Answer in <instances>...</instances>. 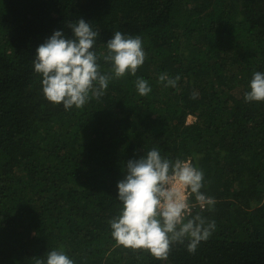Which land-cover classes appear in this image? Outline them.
<instances>
[{
	"label": "trees",
	"instance_id": "obj_1",
	"mask_svg": "<svg viewBox=\"0 0 264 264\" xmlns=\"http://www.w3.org/2000/svg\"><path fill=\"white\" fill-rule=\"evenodd\" d=\"M81 17L98 54L119 30L139 35L146 55L135 75L65 110L43 95L32 59ZM257 68L264 0H0V264H35L51 249L75 264H264V99H244ZM137 77L150 93L138 94ZM148 148L204 172L215 204L192 197V214L216 227L195 252L174 243L158 259L111 237L116 183Z\"/></svg>",
	"mask_w": 264,
	"mask_h": 264
},
{
	"label": "clouds",
	"instance_id": "obj_2",
	"mask_svg": "<svg viewBox=\"0 0 264 264\" xmlns=\"http://www.w3.org/2000/svg\"><path fill=\"white\" fill-rule=\"evenodd\" d=\"M71 36L55 29L36 48L32 59L33 70L41 76L43 95L53 103H62L65 110L82 107L90 95L100 97L113 78L126 73L135 75L144 63L145 51L139 35L119 30L103 41L105 49L98 54L94 48L99 33L84 18L69 22ZM108 65L102 71L100 59ZM165 86H175L178 77L167 73L158 77ZM135 87L139 95L150 93L151 86L137 77ZM245 100L264 99V68H257L244 92ZM123 177L116 183L118 214L109 221L111 237L120 245L147 249L158 259H165L174 243H185L195 252L200 242L215 230L214 220L199 213L195 206L211 208L213 197L201 189L204 172L188 160L170 159L161 155L159 148H148L142 155L127 160ZM35 264H75L63 250L51 249Z\"/></svg>",
	"mask_w": 264,
	"mask_h": 264
},
{
	"label": "rangeland",
	"instance_id": "obj_3",
	"mask_svg": "<svg viewBox=\"0 0 264 264\" xmlns=\"http://www.w3.org/2000/svg\"><path fill=\"white\" fill-rule=\"evenodd\" d=\"M192 120H194V118L191 116H188L187 122H191Z\"/></svg>",
	"mask_w": 264,
	"mask_h": 264
},
{
	"label": "built area",
	"instance_id": "obj_4",
	"mask_svg": "<svg viewBox=\"0 0 264 264\" xmlns=\"http://www.w3.org/2000/svg\"><path fill=\"white\" fill-rule=\"evenodd\" d=\"M186 160L190 161L189 159H186ZM198 206H199V205H198Z\"/></svg>",
	"mask_w": 264,
	"mask_h": 264
}]
</instances>
